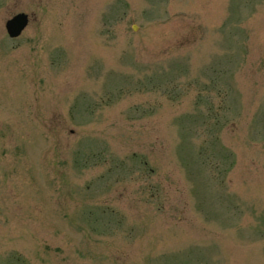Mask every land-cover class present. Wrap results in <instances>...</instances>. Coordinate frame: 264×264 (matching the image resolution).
<instances>
[{"label": "rangeland", "instance_id": "rangeland-1", "mask_svg": "<svg viewBox=\"0 0 264 264\" xmlns=\"http://www.w3.org/2000/svg\"><path fill=\"white\" fill-rule=\"evenodd\" d=\"M0 264H264V0H0Z\"/></svg>", "mask_w": 264, "mask_h": 264}, {"label": "water", "instance_id": "water-1", "mask_svg": "<svg viewBox=\"0 0 264 264\" xmlns=\"http://www.w3.org/2000/svg\"><path fill=\"white\" fill-rule=\"evenodd\" d=\"M25 24L26 16L23 14H18L7 20L5 27L10 36H17Z\"/></svg>", "mask_w": 264, "mask_h": 264}]
</instances>
